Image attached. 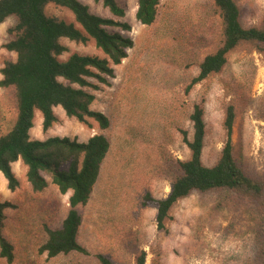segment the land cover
I'll use <instances>...</instances> for the list:
<instances>
[{
	"label": "rangeland",
	"instance_id": "obj_1",
	"mask_svg": "<svg viewBox=\"0 0 264 264\" xmlns=\"http://www.w3.org/2000/svg\"><path fill=\"white\" fill-rule=\"evenodd\" d=\"M90 11L114 18L94 0H80ZM125 10L119 21L133 40L128 57L116 66L111 85L95 91L92 110L103 112L111 126L103 131L111 150L103 165L90 202L80 208L83 220L80 243L90 255L71 254L49 259L39 255L46 240L44 226L58 227L69 211L71 193L61 194L45 175L48 188L34 192L27 180V167L20 160L14 171L20 181L16 191L8 189L0 174V199L12 203L6 211L5 233L16 247L13 264H99L97 254H106L116 264H136L145 251L146 264H261L258 250L264 231V206L237 191L220 189L195 192L176 203L163 231L156 224L157 209L143 207L146 194L156 199L170 192L171 179L179 173L178 162L190 157L182 131L192 137L190 115L196 103L205 111L206 140L202 159L213 166L226 139L224 119L230 103L236 106L234 155L251 178L264 181V54L243 46L229 55L225 69L193 87L186 88L199 73V63L221 43L222 27L212 0H161L154 25L136 19L138 0H118ZM245 27L264 28L263 0H235ZM46 12L69 23L74 15L48 6ZM10 19L0 27V69L15 54L2 45L9 40ZM68 48L61 59L74 53L104 57L93 42L78 45L64 40ZM1 79V74H0ZM12 90L0 88V135L15 117ZM60 122L42 129V116L35 114L32 139L60 136L86 142L99 133L56 110ZM0 264H8L0 258Z\"/></svg>",
	"mask_w": 264,
	"mask_h": 264
},
{
	"label": "trees",
	"instance_id": "obj_2",
	"mask_svg": "<svg viewBox=\"0 0 264 264\" xmlns=\"http://www.w3.org/2000/svg\"><path fill=\"white\" fill-rule=\"evenodd\" d=\"M107 9L114 18H104L90 11L80 0H0V27L10 19L9 40L2 48L8 57L0 69V88L12 90L16 109L10 127L0 135V174L7 180L8 189L16 191L20 181L14 164L22 161L27 167V180L34 192L48 188V175L61 194L71 193L69 211L60 226H44L46 240L39 246L38 254L49 259L71 254L89 256V251L80 243L82 226L80 208L86 206L99 182L103 165L111 150V141L103 133L111 126L107 114L91 109L96 96L104 86L111 85L115 78V67L128 57L133 40L121 32L109 28L130 31L127 23L119 21L125 10L118 0H94ZM264 1V0H263ZM218 12L222 38L217 50L207 54L199 63V73L186 88L189 94L194 86L220 74L226 67L229 55L243 46L264 54V28L245 27L241 22V10L235 0H212ZM161 0H138L136 19L150 27L157 21ZM48 6L70 11L75 22L69 23L46 12ZM64 40L78 45L93 42L104 57L74 53L68 59L61 57L68 52ZM62 109L68 119L93 128L98 125L99 133L86 142L69 137L53 136L32 139L35 114H42V129L49 131L61 120L56 112ZM237 118L236 106L228 105L225 112L224 130L226 139L216 164L207 166L202 159L207 135L205 111L196 103L190 115L193 134L189 138L182 131L183 141L190 157L178 162L179 173L172 177L167 197L156 199L146 194L143 207L157 209L156 224L165 230L170 212L176 203L191 194L207 193L228 189L237 191L264 206V181L249 177L238 163L234 151V125ZM92 120V122H91ZM12 203L0 199V258L8 264L16 261V247L5 233L6 211ZM258 250L264 264V231H261ZM99 264H116L106 254L95 255ZM146 252L141 251L136 264H146Z\"/></svg>",
	"mask_w": 264,
	"mask_h": 264
},
{
	"label": "crops",
	"instance_id": "obj_3",
	"mask_svg": "<svg viewBox=\"0 0 264 264\" xmlns=\"http://www.w3.org/2000/svg\"><path fill=\"white\" fill-rule=\"evenodd\" d=\"M36 114H37V116H38L39 118L42 116V114H41L39 111H37Z\"/></svg>",
	"mask_w": 264,
	"mask_h": 264
}]
</instances>
